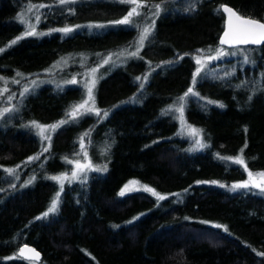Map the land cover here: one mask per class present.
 I'll return each mask as SVG.
<instances>
[{
  "label": "trees",
  "instance_id": "1",
  "mask_svg": "<svg viewBox=\"0 0 264 264\" xmlns=\"http://www.w3.org/2000/svg\"><path fill=\"white\" fill-rule=\"evenodd\" d=\"M183 1L147 0L136 21L141 27L145 17L150 21V5L160 4L162 10L154 17L155 29L140 57L114 56V62L100 66L109 54L125 48L135 51L139 30L111 23L121 20L131 5L118 0L66 5L56 0H0V48L6 49L0 53V88L6 86L17 96L8 104L17 110L0 120V264H264L259 255L264 253V193L197 183L231 185L244 180L247 172L240 165L217 154L236 157L245 143L247 168L264 171V91L252 95L264 84V45L247 46L249 61L255 63L241 64L235 57L222 60L220 65L228 68L224 77H203L194 87L202 100L184 101L185 116L201 130L205 148L192 147L175 111L162 114L169 105L178 107L177 98L191 87L196 56L212 55L210 48L221 47L218 38L225 18L214 9L228 4L241 15L260 18L264 0H189L192 6L181 9ZM30 4L52 7L29 11ZM37 14L38 24L33 18ZM21 16L35 24L37 32L86 27L67 35L25 37L8 47L27 29ZM167 61L175 62L161 64ZM93 68L97 107L109 115H86L65 124L51 133L49 151L28 162L42 152L43 142L37 130L26 125L66 119L86 91L64 81H79ZM233 70V75H225ZM145 75L140 90L135 77ZM25 87L30 91L22 96ZM133 96L139 102L125 103ZM85 133L91 163L95 168L106 165L107 171L93 168L83 182L64 184L57 212L36 219L59 191L58 183L48 177L71 171ZM10 168L16 169L15 187L6 171ZM133 180L167 199L157 201L142 190L121 196L124 185ZM202 221L227 226L228 232ZM23 244L36 247L42 258L20 257L17 250Z\"/></svg>",
  "mask_w": 264,
  "mask_h": 264
},
{
  "label": "snow or ice",
  "instance_id": "2",
  "mask_svg": "<svg viewBox=\"0 0 264 264\" xmlns=\"http://www.w3.org/2000/svg\"><path fill=\"white\" fill-rule=\"evenodd\" d=\"M75 0H56V3L58 5H66L74 3ZM120 3H126L131 5L130 10L127 12V14L121 19L114 22H111L115 25H123V26H131L136 29H138V37L133 42V46L135 47V51H129L127 48L117 52L109 54L107 57H105L102 61V65H107L110 62L113 61V57L115 56L117 59L120 57H127V58H139L140 52L145 46V41L149 40V37L152 35V32L155 29V19H152L151 23L149 25L141 27L139 23L135 21L134 18L141 16L140 9H143L147 5V0H118ZM154 11L152 12L153 17H158L161 12V5L160 4H152L150 5ZM52 5L48 4H30L29 10H38L40 8H51ZM70 13L73 11L72 9L68 10ZM214 11L220 15L222 18L226 17V29L223 30V35L220 36L219 43L221 47H218L217 49H209V53L215 52V55H207V56H197L196 57V70L192 77V84L195 85L197 83V77H201L203 74L204 78H207L210 69H208V65L213 60H220L222 57L234 55L235 53L227 51L223 46H228L229 48H236L241 53H243V63H255V61H249V56L247 54L248 48L247 46H261L264 45V15H262L260 18H253L251 14H245L241 15L239 12L234 10L231 7H228L226 5H221L214 9ZM34 20L38 24L40 22V15L37 14L34 17ZM20 19L21 23L27 24V29L23 32L22 36H18L15 39L11 41V43L8 45V47L14 46L20 39H23L25 37L30 36H43L47 34H51V32H62L64 34H69L73 32L76 28L80 27H86L82 25H75L74 27H63L58 29H50L48 33L44 32H37L35 24L29 23L27 20L24 19L23 16L18 17ZM91 27L96 28H103L106 27V25H92ZM244 46V47H242ZM5 48H0V53L4 52ZM199 52H203L204 50H198ZM183 57H179V59H182ZM175 61H167V62H161V64H172ZM150 63V62H149ZM157 67H161V65H157ZM50 71V70H49ZM96 68H93L89 72L90 78L85 81L84 87L86 89V98L82 100L81 103L75 104L71 106L70 110L66 113V119H62L54 124L50 125H44L40 124L37 121H31L29 125H26V127H32L37 130V135L42 137L44 141L47 142V145L43 147V150L40 154H38L35 157H29L28 162H31L33 160H39L40 155H43V153H46L49 151L51 147V133H55L59 128L64 126L65 124L75 122L82 118L85 115H95L96 117H101V115L106 118L109 115V112L107 110H101L98 107H96L95 104V97H94V88L96 86L97 77H96ZM234 70L232 73H225L226 76L233 75ZM18 76H22L23 74L17 73ZM264 75V74H262ZM0 79H3L0 77ZM148 76L145 75L143 79L140 76L135 77V80L140 82L138 87L140 90H143L144 83L147 82ZM14 83H19V80H14ZM7 81H5V84ZM37 81L33 80L32 84L36 85ZM65 84H77L78 81L75 77H73L71 80L64 81ZM240 87V86H237ZM4 91H7V88L4 89ZM30 91L29 88L25 87L21 95L28 93ZM255 91H264V84H259L256 89L253 90L252 95L255 94ZM190 95L199 97V93L194 92L193 87H189L187 91L180 97L177 98L176 104L179 106L177 107L174 105H169L167 109L162 110V114L167 115L170 113L179 112V120L181 122V131H183L185 128L189 129L190 134L192 135H199L200 131L199 129L192 128L191 125H188L187 122L184 120V101L187 97ZM252 95L248 96V101L251 102ZM13 95L8 96V100H12ZM139 102L137 100L136 96L130 97L128 101H125V103H137ZM209 103H217L215 101H209ZM220 107H224L223 104H219ZM15 108H4L0 110V117H3L6 113H10L13 111H16ZM244 131H247V129H244ZM47 133V134H46ZM88 135V133H85L83 136L80 137V148L83 152L85 145H84V139ZM195 145L199 149H203L206 147V145L201 142V140L197 139L195 141ZM247 148V143H245L244 147L240 149V154L236 157H219V154H217L218 158L225 159L228 161H231L232 163H235L237 165H240L248 175V179L232 184L230 186L228 185H220L218 181H197V183H211V184H217L221 187H229L231 191L235 192L239 189H246V190H257L261 193H264V171L253 173L251 170L247 168V163L245 159L243 158V152L244 149ZM84 155L86 156L87 153L84 152ZM67 161V158H65ZM71 163V161H68ZM92 165L89 162L88 164H80L76 163L75 170L72 171L71 176H69L67 173H61L60 175H55L48 177V179H51L58 183L59 185V191L55 194L54 198L51 201L50 206L48 207L47 211H45L40 217H37L36 219H44L49 216V214H54L58 210L59 202H60V195L64 191V183L65 181H68L71 183L72 181L81 180V173L86 172L87 170H91ZM96 171H107V166H97L95 168ZM7 173L15 178L17 177L16 169H7ZM35 180V176H33L31 179L27 181L28 184H31ZM81 182H83L81 180ZM139 185V187H137ZM12 187H15V185H12ZM145 191L147 193H150L152 196L157 198V201H162L167 199V196L160 194L157 192L154 188H151L147 185H140L139 181H129L128 184L124 185L122 188L120 195L123 196L127 193H132L134 191ZM2 191V189H0ZM187 191V189L185 190ZM177 197H179L180 193L172 194ZM138 218V217H137ZM202 223L210 224L212 227H215L217 229H222L224 232H228L227 226L221 225V224H211V222L208 221H202ZM260 256H264V253H259ZM19 256L26 258L30 261L32 260H38L40 257V253L37 252L34 248H29L27 244H25L23 247L19 248Z\"/></svg>",
  "mask_w": 264,
  "mask_h": 264
},
{
  "label": "rangeland",
  "instance_id": "3",
  "mask_svg": "<svg viewBox=\"0 0 264 264\" xmlns=\"http://www.w3.org/2000/svg\"><path fill=\"white\" fill-rule=\"evenodd\" d=\"M193 1H196V0H193ZM183 4L184 5H182V7H181V9L183 8V9H185V8H189L190 6H192V4H191V2L189 1V0H184L183 1ZM30 11V10H29ZM29 11H27V12H29ZM140 11H141V14H142V12H143V9H140ZM147 13H149L148 14V20H150L149 21V23L147 22V18L145 17V21H146V24H144V26H146V25H149L150 23H151V21H152V19H154V17L152 16V12H147ZM135 19V21H137V18H134ZM227 51H230V52H233V53H235L234 55H229V56H225V57H222L220 60H213L209 65H208V69H210V71H209V74H208V76L207 77H209V78H218V77H224V72H225V70L226 69H228L227 67H223L222 65H220L221 63V61L222 60H225V59H227V58H231V57H235V58H238V62L239 63H241V64H244L243 63V53H241L238 49H236V48H229L228 46H223ZM249 51H250V49L248 48V52H247V54H249ZM212 55H215V53L214 54H212ZM199 56H202V55H199ZM204 56H207V55H204ZM197 57V56H196ZM196 59V58H195ZM97 69V68H96ZM90 70L91 69H89V70H87V72H85L81 77H80V80L78 81V85L80 84L82 87H84V83H85V81H87L89 78H90V76L88 75L89 74V72H90ZM195 73V72H194ZM203 78V74H202V76L201 77H197V82L200 80V79H202ZM55 79H60V77L59 78H55ZM49 81H52V80H49ZM42 82H44V80H42V81H39V84L40 83H42ZM196 85V84H195ZM195 85H191V87H193V89H194V92H196V90H195ZM5 88H7V91H4V89ZM27 88H29V87H27ZM84 89H85V87H84ZM85 91H86V89H85ZM9 95H13V99L12 100H8V96ZM95 97V96H94ZM0 98H1V100H0V107H2L3 105H6L4 108H8V104H10L11 102H14V100L17 98V96L15 97V95L11 92V90L8 88V87H6V86H2L1 88H0ZM85 98H86V96H85ZM189 99H193V100H196V101H198V100H202V97L199 95V97H196V96H192V95H190L189 97H187L186 98V100H185V103H186V101H188ZM82 102V101H81ZM80 102V103H81ZM185 103H184V106H185ZM95 104H96V100H95ZM96 107H97V104H96ZM4 108H1L0 110H2V109H4ZM177 113V116L179 117V115H180V113L179 112H176ZM86 116V115H85ZM92 116H95V115H92ZM183 116H184V120L187 122V124L188 125H191L189 122H188V120H187V118H186V116H185V108H184V113H183ZM1 118L2 117H0V120H1ZM78 121V120H77ZM76 122V121H75ZM179 123H180V125H179V128H180V131H181V122H180V120H179ZM191 127L192 128H195L193 125H191ZM196 129V128H195ZM181 133L184 135V137H186L190 142H191V145H192V147L195 149V150H199V148H197L196 147V145H195V141L197 140V139H199V140H201V142H203L204 144H205V142H204V140H202V137H201V134H199V135H192V134H190V131H189V129H187V128H185L183 131H181ZM47 134V133H46ZM42 140V142H43V145H42V149L40 150V152L43 150V147H45L46 145H47V142L46 141H44L43 139H41ZM84 145H85V148H84V150H83V152L81 151V148H80V146H79V150H78V152H77V155L76 156H74V158L72 159V169H71V171L69 172V173H67L69 176H71V173H72V171L73 170H75V168H76V163H80V164H88L89 162L91 163V160H90V157H89V154H88V148H87V146H86V144H85V142H84ZM206 145V144H205ZM84 152H86L87 153V155L85 156L84 155ZM91 165H92V169L93 168H95L94 166H93V164L91 163ZM91 169V170H92ZM91 170H87L86 172H84V173H81L80 175H81V179H83L87 174H88V172L89 171H91ZM8 177H9V180L11 181V184L10 185H15V182H13V177L11 176V175H8ZM246 179H248V175L246 176V178L244 179V180H246ZM244 180H242V181H244ZM136 181V180H135ZM242 181H240V182H242ZM68 181H65V183L64 184H66ZM129 183V182H128ZM127 183V184H128ZM237 183H239V182H237ZM233 184H235V183H233ZM140 185H142V183L140 182ZM232 185V184H231ZM228 186H230V185H228ZM137 187H139V185L137 186ZM227 188H229V187H227ZM230 189V188H229ZM239 190H242V189H239Z\"/></svg>",
  "mask_w": 264,
  "mask_h": 264
},
{
  "label": "water",
  "instance_id": "4",
  "mask_svg": "<svg viewBox=\"0 0 264 264\" xmlns=\"http://www.w3.org/2000/svg\"><path fill=\"white\" fill-rule=\"evenodd\" d=\"M223 5H226V6H228V7H231V8H233L232 6H230V5H228V4H223ZM234 9V8H233ZM235 10V9H234ZM226 29V17H225V28H224V30ZM222 35H223V33H222ZM221 35V36H222ZM25 244H23V245H21L20 247H23ZM28 245V247L29 248H34L37 252H39L40 253V257H39V259H41L42 258V253L36 248V247H34L33 245H31V244H27ZM19 247V248H20ZM19 248H18V250H17V254L19 255ZM38 259V260H39Z\"/></svg>",
  "mask_w": 264,
  "mask_h": 264
}]
</instances>
